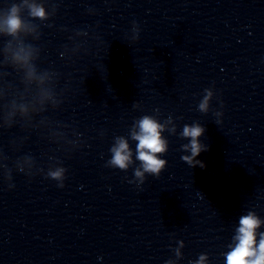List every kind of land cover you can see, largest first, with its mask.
<instances>
[{
    "label": "clouds",
    "instance_id": "1",
    "mask_svg": "<svg viewBox=\"0 0 264 264\" xmlns=\"http://www.w3.org/2000/svg\"><path fill=\"white\" fill-rule=\"evenodd\" d=\"M28 8L32 17L44 18L45 12L42 7L29 4ZM20 12V5L12 3L6 12L0 15V31L13 36L22 31L25 25L21 19ZM23 59L26 61L27 56L23 57ZM210 96L211 93H208L201 100L199 104L200 111L206 112L208 110ZM138 129V131H132L131 137L133 140L138 141L136 146L137 159L142 162L141 167L143 170L137 169L134 175L143 183L145 173L158 177L161 170L164 169L167 161L160 159L159 154L167 151V142L161 137L163 125L150 116L146 115L139 119ZM203 133L204 128L199 124L185 125L183 128L182 136L190 138L189 144L183 145V148L186 151H190L191 155L183 156L181 159L192 167L196 165L204 167L203 162L196 159L202 151L207 150L199 139ZM110 151L112 156L107 162L108 165L120 170H127L132 156L127 140L123 137H118L116 145ZM65 172L66 169L57 168L48 172L47 175L48 178L57 181L59 187H63ZM261 223V220L251 212L240 218L237 235L234 237L236 243L231 248V251L226 254V264H264V233H260L259 243L257 244L256 242V230ZM177 255H179V252H177ZM206 259L205 255H201L196 264H204Z\"/></svg>",
    "mask_w": 264,
    "mask_h": 264
}]
</instances>
